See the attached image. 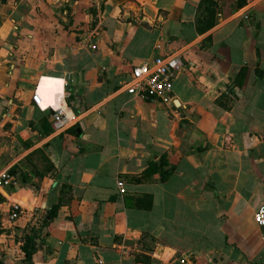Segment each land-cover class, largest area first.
Returning a JSON list of instances; mask_svg holds the SVG:
<instances>
[{"label": "crops", "instance_id": "1", "mask_svg": "<svg viewBox=\"0 0 264 264\" xmlns=\"http://www.w3.org/2000/svg\"><path fill=\"white\" fill-rule=\"evenodd\" d=\"M201 1L0 0L5 264H25L57 203L34 264H264V0H217L200 34ZM174 53L173 103L127 91L136 64ZM66 91L78 122L53 134ZM161 159L166 179L136 180ZM147 194L151 209L133 205Z\"/></svg>", "mask_w": 264, "mask_h": 264}, {"label": "built area", "instance_id": "2", "mask_svg": "<svg viewBox=\"0 0 264 264\" xmlns=\"http://www.w3.org/2000/svg\"><path fill=\"white\" fill-rule=\"evenodd\" d=\"M185 62L181 54L156 55L151 60L136 64L131 73V80L127 84V91L131 95L143 98L158 99L163 103H173L174 79L184 68ZM71 93L66 91L62 103L54 109L52 114L53 134H62L73 128L78 122V115L69 104ZM33 101L40 105L41 97L33 95ZM16 175L10 170L0 172V191L11 187L16 181ZM119 188L125 192L124 183L119 181ZM22 211V203L15 202L11 205L4 225H13ZM255 220L261 228L264 239V205L255 214Z\"/></svg>", "mask_w": 264, "mask_h": 264}, {"label": "trees", "instance_id": "3", "mask_svg": "<svg viewBox=\"0 0 264 264\" xmlns=\"http://www.w3.org/2000/svg\"><path fill=\"white\" fill-rule=\"evenodd\" d=\"M237 3L238 6L242 7L246 4V0H237ZM200 7L202 8V14L197 21V31L198 33L202 34L212 29L217 24L219 3L217 0H202L200 3ZM246 75H247L246 70H242L240 72L239 81H241V78L246 77ZM163 164H164V159H161V165L157 162L150 163V165L143 171V173L140 176L136 177V180L142 181L143 179L149 178L158 172L161 173L162 179H166L168 177V173L162 169ZM11 172L15 173V167L11 169ZM133 205L141 209H151L153 205V196L147 194L140 198H137L133 202ZM61 209L62 206L60 203L54 204L50 209L49 212L50 217L48 221H46L45 225L42 224L41 229L49 225V223L58 216ZM41 229L33 227L30 229L29 233L26 234L24 237V243L21 249L24 255L25 264H34L33 256L38 251L39 246L44 244V239ZM0 264H5L4 256H2L1 254H0Z\"/></svg>", "mask_w": 264, "mask_h": 264}, {"label": "water", "instance_id": "4", "mask_svg": "<svg viewBox=\"0 0 264 264\" xmlns=\"http://www.w3.org/2000/svg\"><path fill=\"white\" fill-rule=\"evenodd\" d=\"M259 27H260V24L257 23V24H256V28H257V30L259 29ZM81 77H82V74H80V73H77L76 75H74V76H73V83L76 84L78 78L80 79ZM52 114H53V111H52Z\"/></svg>", "mask_w": 264, "mask_h": 264}]
</instances>
